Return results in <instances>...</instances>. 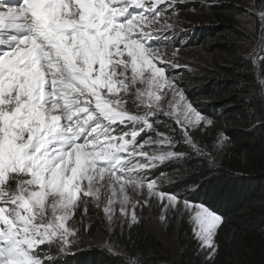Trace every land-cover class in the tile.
Wrapping results in <instances>:
<instances>
[{"label":"snow or ice","instance_id":"snow-or-ice-1","mask_svg":"<svg viewBox=\"0 0 264 264\" xmlns=\"http://www.w3.org/2000/svg\"><path fill=\"white\" fill-rule=\"evenodd\" d=\"M189 2L0 0V264H60L91 234L92 208L107 232L103 250L148 264L120 248L115 229L141 223L138 210L153 201L161 222L187 216L197 251L214 264L222 214L191 199L199 185L166 192L172 177L154 175L231 143L222 130L198 138L214 121L184 86L177 26ZM232 7L258 17L264 52V0ZM255 53L238 55L255 65Z\"/></svg>","mask_w":264,"mask_h":264},{"label":"trees","instance_id":"trees-1","mask_svg":"<svg viewBox=\"0 0 264 264\" xmlns=\"http://www.w3.org/2000/svg\"><path fill=\"white\" fill-rule=\"evenodd\" d=\"M196 9L201 14L197 22L211 29L195 30L194 37L188 33L182 42L193 45L200 36L213 35L217 42L209 49L225 56H220L211 68L190 76L185 85L202 114L214 121L208 135L198 134V138L209 142L222 130L231 143L202 164L198 158L173 162L154 175L172 172L173 183L164 188L166 192L189 195L185 188L199 185L191 199H203L222 214L224 223L216 237L219 252L214 264H264V127H252L257 120L264 124V102L260 98V85L264 83V63L260 61L264 60V52L260 50L256 65L240 60L238 54L242 52H237L235 41L245 39V35L228 17L231 11L237 13L235 8ZM184 149L181 145L180 150ZM174 231L179 249L176 262L171 261L169 250L139 225L115 232V239L121 249L140 256L148 264H206L199 257L189 225L180 220ZM122 258L128 259L92 247L59 261L60 264H122Z\"/></svg>","mask_w":264,"mask_h":264},{"label":"rangeland","instance_id":"rangeland-1","mask_svg":"<svg viewBox=\"0 0 264 264\" xmlns=\"http://www.w3.org/2000/svg\"><path fill=\"white\" fill-rule=\"evenodd\" d=\"M204 3H208V4L218 3L221 4V6H227L231 9H234L232 5L235 4H239L243 8H247L252 3V0H190L189 3L180 6L181 11L179 13V16H180L181 24L177 26V35L179 37V43L181 45V49H180L181 63L189 66L182 73L185 77L184 86L186 85V82L189 81L190 76L192 77L196 74L201 73L203 68H211L212 66H214V64L219 62L220 56L222 58L225 57L222 53H217L216 50L212 51L211 49H209V47L213 43L217 42V39L213 37V35L200 36L193 43V45L191 43L182 42L184 41L185 36H187L188 33L194 37L195 30L204 31L207 29V31H209V29H211L207 25L205 26L197 22L198 19H200L201 14L196 9V7H201L204 10L210 9L207 7H202V4ZM256 3L257 5H259L260 0H256ZM228 17L232 18L235 24L241 27V32H243V34L245 35V39H237L235 41L237 52L244 53L246 51H250L252 48L255 47L256 48L255 65H256L261 48V46L258 43L259 34L261 30L258 17L253 16L250 17L249 19L240 18L238 17L237 13H235L234 11H231V13L228 14ZM251 25H254V29L249 27ZM180 33H186V34L180 35ZM253 37L257 39L255 45H252V41L254 40ZM167 164H171V163L166 162L164 166ZM159 169L160 168H158L157 170ZM162 173H164L166 176H171V177L173 176L172 172L165 171ZM167 185L168 183L165 182L162 186L163 188H165ZM160 211L161 209L158 207L156 201L152 202V207L150 208L144 207L143 209L138 210L139 214L143 217L142 222L139 223L138 225L143 227L150 234L154 235L156 239L160 241L163 244V246L169 250V257L171 261L176 262L179 255V249L177 246L174 230L177 228L178 222L180 220H183L188 224L187 222L188 218L187 216H184L178 219L174 217L172 213H169L167 222L165 223L159 220ZM89 217L91 224V234L89 236H85L84 238L85 242L81 244L79 248H74L72 252L66 256H60L58 258L59 260L67 256H72L77 253H83V251H86L92 247L103 248L101 241L107 235L104 224L98 218L97 210L94 208L90 209ZM77 220H79V216L77 217ZM87 223H89V220L86 218L85 224ZM124 228H127V226H125ZM123 229L117 226L115 232L120 233L121 230ZM199 257L201 258V260L206 261L205 254L202 250L199 251Z\"/></svg>","mask_w":264,"mask_h":264}]
</instances>
